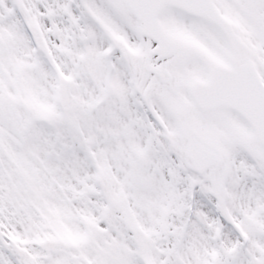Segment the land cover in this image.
Segmentation results:
<instances>
[{
	"label": "snow or ice",
	"instance_id": "6c2138e0",
	"mask_svg": "<svg viewBox=\"0 0 264 264\" xmlns=\"http://www.w3.org/2000/svg\"><path fill=\"white\" fill-rule=\"evenodd\" d=\"M0 264H264V0H0Z\"/></svg>",
	"mask_w": 264,
	"mask_h": 264
}]
</instances>
